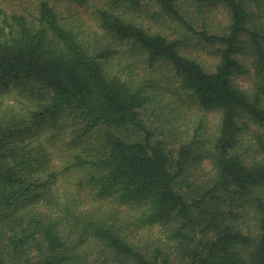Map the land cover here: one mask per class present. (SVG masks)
Instances as JSON below:
<instances>
[{"label":"trees","instance_id":"16d2710c","mask_svg":"<svg viewBox=\"0 0 264 264\" xmlns=\"http://www.w3.org/2000/svg\"><path fill=\"white\" fill-rule=\"evenodd\" d=\"M143 1L96 11L106 45L62 24L47 0L30 17L0 10V84L26 99L0 100V264H264L260 0H148L214 50L212 69L182 51L186 33L172 38L126 16ZM213 5L227 25L195 32L189 14ZM249 73L257 85L240 88L235 79ZM65 110L79 128L56 150L63 134L41 127ZM148 112L158 135L174 125L169 113L188 118L173 129L185 133L177 148L146 127ZM202 160L210 174L196 183L189 172ZM154 225L166 242L125 232Z\"/></svg>","mask_w":264,"mask_h":264},{"label":"rangeland","instance_id":"374dc122","mask_svg":"<svg viewBox=\"0 0 264 264\" xmlns=\"http://www.w3.org/2000/svg\"><path fill=\"white\" fill-rule=\"evenodd\" d=\"M40 1L42 0H0V10L8 15L18 13L30 17L32 16V13H34L33 15L36 14V7ZM47 1H49L50 5L55 8L61 23L72 28L79 35H81L80 37H84V39L88 41V43L93 44L95 42H100L98 44H107V38L98 25V17L96 11L98 9H104L107 6L108 0H87V2L82 5L66 0ZM190 1L191 0H183V2H186L187 4H190ZM210 8L211 11L207 9L206 11H204V13L199 14V16L195 15L191 17V14H189L187 24H189V26L193 28L195 32H219L221 31V28L223 26L227 25L228 16L226 14V11H224V8L221 5H213ZM255 11L257 13L258 21L264 25V0L259 1V3L256 5ZM127 13L128 14L126 16L129 18L133 17L138 24L146 28H150V30L152 31H160L163 34L171 36L172 38H178L183 33H186L188 35L189 41L186 45L183 46L182 51L186 55L195 58L199 63L202 64L205 69H212L216 64L217 58L214 55L213 49L198 41L199 36L197 34H194L193 31H189L187 27L181 26L178 23L160 14L159 8L153 2L144 0L141 8L136 11H129ZM218 23L221 24L220 28L217 27ZM139 57L142 58L141 56ZM243 58L246 59L245 56ZM132 61L133 60L131 59V61L129 62L132 63ZM159 66H161V64H159ZM161 67H163L164 69L163 65ZM143 69L144 68L141 61L136 62V72ZM235 81L240 88L246 90H251L257 85L254 82V78L251 73L245 76L237 77ZM19 90V87H14L13 85H11V83L5 87L0 84V100L8 103H13L15 100H19ZM180 92L181 91H179V93ZM22 102L23 104H26V99H24L23 97L18 101V103L21 104ZM151 111L152 109L150 110V112ZM150 112H148V114L143 117L144 119H146V127L150 131L154 132L156 136L159 137V139H164L167 148H177L179 145L178 140L183 138L185 134L181 133V130L183 129L182 125H189L188 118L184 117V115L182 114L180 116H177L176 114L169 113L170 118L176 119L174 120V125L164 126L163 132L158 135L159 133L157 132V130L155 131V129L157 127H161L162 125H160L159 121H155L153 117L150 116ZM216 116L217 115L215 113H206V117L212 121H215ZM192 117L194 118L195 115H193ZM57 118V121H47L42 125L41 128L47 129L52 125V131H54L55 133L63 134V137L59 138L61 140L57 142L58 147L56 148V150H60L61 145L63 147L66 146L62 143L63 141L72 139V137L76 135V133L74 132L76 131L77 127L79 128V120L74 117L73 113H70L67 110H65L62 114H59ZM164 119V122H166L167 119L165 117ZM190 121H192V119H190ZM152 122H154L153 125ZM177 126L181 127V130L177 131L176 133V131H173V129ZM177 134H179V136ZM84 145V143L70 145L69 151L81 152ZM59 163H61V160H56V164ZM209 169V161L202 160L200 164L191 167L189 172V179L191 181L199 183L201 179L203 180V178L206 179L208 177V174H210ZM129 230L131 231L126 234L128 238L134 236V240H136L140 236L142 242H157L158 244L160 242H166L167 233H164L165 231H163L158 225H154L152 227H141L140 229L130 228L128 230L126 229L125 232H128ZM175 262L177 261L174 260L173 263Z\"/></svg>","mask_w":264,"mask_h":264}]
</instances>
